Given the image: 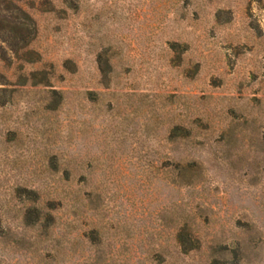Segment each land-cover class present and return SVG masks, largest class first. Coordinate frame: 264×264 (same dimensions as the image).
I'll list each match as a JSON object with an SVG mask.
<instances>
[{
	"label": "rangeland",
	"instance_id": "rangeland-1",
	"mask_svg": "<svg viewBox=\"0 0 264 264\" xmlns=\"http://www.w3.org/2000/svg\"><path fill=\"white\" fill-rule=\"evenodd\" d=\"M0 9V264H264V0Z\"/></svg>",
	"mask_w": 264,
	"mask_h": 264
},
{
	"label": "trees",
	"instance_id": "trees-1",
	"mask_svg": "<svg viewBox=\"0 0 264 264\" xmlns=\"http://www.w3.org/2000/svg\"><path fill=\"white\" fill-rule=\"evenodd\" d=\"M2 1H3V3H5L6 0H2ZM14 9H16L20 13L21 17H17L15 19L16 21L13 23L14 25L11 26V30L14 32L15 35H20V39L22 41V46L19 47L18 50H26L28 48L31 40L35 36V30L29 29V26H30V24H33V21L31 20L29 15L26 13V11H24V9H22V7L14 6ZM0 11H1V9H0ZM2 40H3L2 41L3 43L7 42L6 39H2ZM10 50L13 54L17 52V51H14V49H12V48ZM0 92H2V95H0V106H3L4 104H6V102H8L7 98H9V97H7L6 89H0ZM54 95L57 96L58 102L62 101V97L59 96V94L54 93ZM22 191L28 192L30 195L34 196V198L36 200L35 202H38L39 196H38L36 191L26 190V189H23ZM17 192H21V191L17 190ZM57 195L60 197L61 200L67 198L66 200H67L68 205H69V203H72L73 201L76 200V197H75V195H73V192L69 191V190H60V191H58ZM48 205H50L49 201H48ZM45 216L48 217V214ZM189 242L191 244L192 241L188 240V243ZM177 243L184 253H187L190 250H192V247H191L192 245L187 246L188 243H184V240L182 239V235L178 236Z\"/></svg>",
	"mask_w": 264,
	"mask_h": 264
}]
</instances>
